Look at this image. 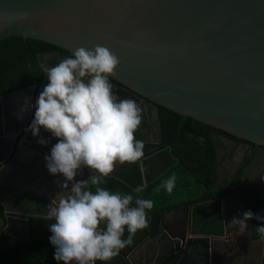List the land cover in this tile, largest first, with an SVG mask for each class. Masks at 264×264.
I'll return each instance as SVG.
<instances>
[{
	"label": "water",
	"instance_id": "95a60500",
	"mask_svg": "<svg viewBox=\"0 0 264 264\" xmlns=\"http://www.w3.org/2000/svg\"><path fill=\"white\" fill-rule=\"evenodd\" d=\"M10 37L42 41L69 53H39L44 72L79 47L109 48L120 59L110 83L121 99L140 105L143 135L155 145L152 151L163 139L160 108L264 149V0H0V42ZM48 82L45 73L40 87L0 96V153L5 151L0 158V205L7 222L0 239L17 231L13 223L27 229L26 241L0 244V249L30 239L29 218L12 219L11 214L47 217L12 208V195L36 190L49 205L62 190L58 182L63 177L46 167L49 154L29 147L38 140H18L34 113V108L20 112L24 99L34 104ZM247 172L264 177V153L253 157ZM93 174L85 168L76 180ZM143 180L148 185L146 170ZM188 217L177 222L175 233L167 234L162 220L158 237L145 229L136 233L131 252L121 250V258L126 264H230L235 256L242 261L244 246L252 256L250 249L258 243L253 231L232 246L224 240L227 225L222 233L204 231ZM4 224L0 213V229ZM151 242L154 248L147 249ZM260 260L263 264L264 250Z\"/></svg>",
	"mask_w": 264,
	"mask_h": 264
},
{
	"label": "clouds",
	"instance_id": "9594fccd",
	"mask_svg": "<svg viewBox=\"0 0 264 264\" xmlns=\"http://www.w3.org/2000/svg\"><path fill=\"white\" fill-rule=\"evenodd\" d=\"M119 65L120 59L105 46L92 50L79 47L45 69L49 82L38 99L31 104L30 98H25L20 107L21 113L35 109L26 131L40 137L43 129L58 141L45 156L49 173L63 177V182H58L62 190L47 211L48 219L54 220L49 225V240L58 264H107L133 243L138 231L149 227L154 201L139 196L143 186L133 190L135 196L100 186L117 164L140 163L141 172L145 171V142L136 138L142 109L131 98L121 99L110 83ZM38 143L46 145L48 141L41 137ZM85 168L94 174L77 181ZM175 185L172 174L156 190L171 193ZM90 186H95L94 191ZM250 219L264 221V216L249 210L231 225H238L243 232ZM256 231L264 238V226L258 225Z\"/></svg>",
	"mask_w": 264,
	"mask_h": 264
},
{
	"label": "trees",
	"instance_id": "16d2710c",
	"mask_svg": "<svg viewBox=\"0 0 264 264\" xmlns=\"http://www.w3.org/2000/svg\"><path fill=\"white\" fill-rule=\"evenodd\" d=\"M50 51L69 54L59 47L38 40L10 37L0 42V96L34 86L40 87L45 72L39 64L37 55ZM160 119L163 138L160 149L171 151V154L161 153L160 158L165 168L171 165L172 167L163 176L144 186L140 166L134 164L106 178V183L100 186L134 196L136 194L133 190L143 186L144 191L139 196L154 201V208L148 214L149 227L145 229L154 237L161 233L162 214L184 206L195 208L193 220L197 227L203 228L204 231L222 233L221 229H215L210 225L222 224L219 200L228 195L242 170L233 181L225 182L226 189L215 190L219 163V143L215 141V137H226L238 143L246 141L164 108H160ZM175 160L178 161L177 164ZM248 160L246 159V164ZM172 174L176 176L173 191L171 193L164 189L157 191L161 182ZM90 187L94 191L95 186ZM256 205L253 211L258 207ZM29 222V241L0 249V264H58L53 259L55 248L49 240L52 235L49 225L54 223V220L47 217H31ZM261 226H264V223ZM254 235L255 238L264 241L256 230ZM107 264L126 262L119 254Z\"/></svg>",
	"mask_w": 264,
	"mask_h": 264
},
{
	"label": "flooded vegetation",
	"instance_id": "af4514ba",
	"mask_svg": "<svg viewBox=\"0 0 264 264\" xmlns=\"http://www.w3.org/2000/svg\"><path fill=\"white\" fill-rule=\"evenodd\" d=\"M11 93H13V92H11ZM34 103H35V99H34ZM34 111H35V109H34ZM33 119H34V113H33V116L31 118L29 124L27 125V128L29 127V125ZM26 129L18 137L19 141H21V139H25V138L27 139L28 137H30L29 140L31 138L33 140H39L41 138V137H39V138L34 137L32 135V133L30 131H26ZM43 132H46V131L41 129V134ZM138 134L140 135L141 140H143L145 142V148H144L145 156H144L142 161H145L144 163H145L146 175H147V179H148V184H150L151 182L155 181L156 179H158L162 175H164L168 171V169L171 168L172 165L169 168H165L163 165L162 159L160 158V154L165 152V150H167V149H160V147L163 143V139H162V143L159 144V148L152 151V149L155 147V145L150 144V143L145 141L143 131H142V126H140V129L136 133V138L140 139ZM46 136L49 138V141L47 143L49 145H47V144L42 145V144H39V143L37 144V143L33 142L30 145L28 144L29 147H33V148L39 147L38 149H40V151L42 153L50 155L51 147L55 143H57L58 141H57V138L53 137L48 132H47ZM46 136L44 137V139H46ZM215 141L217 143H219L218 150H220L223 153V155L225 154L223 158H225V156H226V151L229 148H231V147H229V145H231L229 142L234 144L232 147H234L235 150L237 147L238 148L241 147V152L240 151L235 152L234 148H233L231 156H229V158H231V161L229 162L230 165L228 166V168H230V170L228 171L229 177L227 178V177L222 176V178L227 179L226 182H231L235 179V177L240 172V170H242V172H241L239 178L237 179L235 185L232 187V189L230 190V192L228 193V195L226 197H232L233 198L234 195L235 196L242 195L239 198L244 199L243 208L240 207V205H237V207H235V209L240 208L238 210L243 211V213L250 210L255 215L264 216V177H261L257 174H254V173L247 172V166L250 163V161L253 159V157L255 155L263 154L264 149L260 148L259 146L254 145V144L248 143V142L238 143L235 140L228 139L226 137H221V136H216ZM3 153H5L4 150L2 153H0V158H3V156H2V155H4ZM14 155H15V153L13 152V154L10 157L13 158ZM10 157L8 158L7 162H9L11 160ZM246 159H249L247 164L245 163ZM218 162H219V151H218ZM223 163L226 164V162H223ZM137 164L140 166V163H137ZM132 165H134V164H124V165L117 164L116 170L112 175H115L117 172H120L123 169L130 167ZM244 165H245V168H243ZM217 181H218V179H217ZM144 186H147V185H144ZM223 187H224V189H226V184H223ZM215 190H218L217 186H216ZM20 193H22L21 196L20 195L17 196V192H16L15 196L12 195L8 199L12 208L18 209L20 211L29 212L32 214L47 215L48 205L46 204V202L43 198H39V194L36 190L18 192V194H20ZM226 197H224V198H226ZM258 203H260V204L258 205ZM256 204L258 205V207L255 209V211H253L254 205H256ZM219 210L221 211V213H223V208L220 207ZM225 211L227 212L228 209L225 208ZM0 213L2 214V218H4V222H5L4 226L0 229V233H2V231L6 228L7 222H6L4 209L1 205H0ZM9 217H11L12 219H24V218L30 219L31 218V217H28L25 215H19V214H11ZM32 217H34V216H32ZM262 223H264V221H258L256 219H251L250 223H248V228L245 231H243L244 235H246L245 238L249 239L251 231H253L255 233L256 227L258 225L261 226ZM19 224L20 223H13L12 227L14 229H16L17 231L12 230L11 233L7 236L6 240H3V238H1L0 244L9 245V244H12V242H11L12 240L17 241V242H24L27 240V235H26L27 229L25 230V225H22V224L19 225ZM29 225H30V222H29ZM28 234H29V232H28ZM25 235H26V238H25ZM23 237H24V239L19 241V238H23ZM247 252L248 251L245 250V253H243V255L241 254V256L243 257L241 262L239 260L237 261L238 258H237V256H235V258L232 257L231 259H229L230 264H252L253 259L251 258L250 255L247 254ZM226 262L227 261H224V263H226ZM216 264H218V260H217Z\"/></svg>",
	"mask_w": 264,
	"mask_h": 264
},
{
	"label": "crops",
	"instance_id": "0c3cea01",
	"mask_svg": "<svg viewBox=\"0 0 264 264\" xmlns=\"http://www.w3.org/2000/svg\"><path fill=\"white\" fill-rule=\"evenodd\" d=\"M227 147V146H226ZM230 148V152H226V157L227 156H231L232 150L234 147L229 146ZM219 151V163L217 166V188L218 190L223 189V184H225V182L227 181V179L222 178V176H224V174L230 170V168H228V165H226L225 163H223V153ZM220 177V178H219ZM242 195H238V196H233L232 197H226L227 199H230L231 201L227 200L222 201V198L219 200V206L221 208H223V212L221 213V219H222V226L219 224L216 226V224L214 225H210L211 227H215V229H221V231H224V224L227 225V229H228V234L227 237L224 238L225 242H227L228 244H232V246L234 244H237L238 242H240L239 238H245L246 235H244L243 232H241L239 230V226L238 225H231V222L234 218H243V211L235 209V207H237V205L243 206L244 204V199H240L239 197H241ZM226 200V199H225ZM190 208V209H188ZM225 208L228 209V211L225 213ZM194 210L195 208L193 206H184L181 207L179 209L176 210H172V211H166L162 214V222L165 225L166 229H167V234L169 233H175L176 232V228H177V222L181 221V220H185L188 216L189 221H191L193 219V214H194ZM226 214V215H225ZM226 219V222H225ZM224 221V222H223ZM251 219L247 221V224L250 223ZM162 232V230H161ZM138 234H143L142 230L137 232ZM258 240V243H256L254 246H252V248L250 249L253 254L251 256V258L253 259L252 264H260L261 262V257L263 255V250H264V244L261 242L260 239H255ZM154 243H148L147 244V249L149 248H154ZM243 246V245H242ZM247 250L248 254H249V249L245 248L244 246V251ZM127 252H131L130 249V245L127 246L125 249H123V253H127ZM257 258V259H256Z\"/></svg>",
	"mask_w": 264,
	"mask_h": 264
},
{
	"label": "rangeland",
	"instance_id": "374dc122",
	"mask_svg": "<svg viewBox=\"0 0 264 264\" xmlns=\"http://www.w3.org/2000/svg\"><path fill=\"white\" fill-rule=\"evenodd\" d=\"M229 143L231 144V145H229V146H233V145H234V144H232L231 142H229ZM223 151H224V150H223ZM234 151H235V152H239V151L241 152V147H240V148L237 147L236 150H235V148H234ZM226 152H230V148H229ZM230 161H231V158H229V156H227V157L225 156V158H223V162H226V164H227L228 166L230 165V163H229ZM224 177H227V178L229 177L228 171L224 174ZM193 184H195V183H193ZM194 190H195V189H194ZM194 190H193L192 192H194ZM181 191H182V190H181ZM25 238H26V235H25ZM22 239H24V237H23V238H19V241L22 240ZM11 242H12V243H17V241H14V240H12ZM23 244H24V243H23Z\"/></svg>",
	"mask_w": 264,
	"mask_h": 264
}]
</instances>
